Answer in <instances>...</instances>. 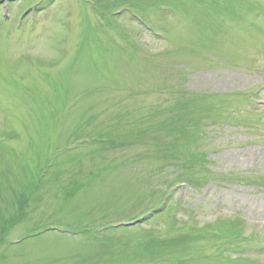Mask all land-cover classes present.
<instances>
[{
	"label": "rangeland",
	"instance_id": "1",
	"mask_svg": "<svg viewBox=\"0 0 264 264\" xmlns=\"http://www.w3.org/2000/svg\"><path fill=\"white\" fill-rule=\"evenodd\" d=\"M0 264H264V0L1 2Z\"/></svg>",
	"mask_w": 264,
	"mask_h": 264
}]
</instances>
